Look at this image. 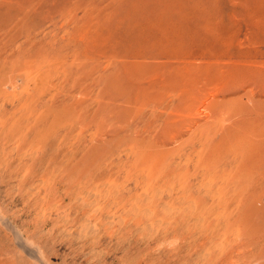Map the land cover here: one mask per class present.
Here are the masks:
<instances>
[{"label": "rangeland", "instance_id": "374dc122", "mask_svg": "<svg viewBox=\"0 0 264 264\" xmlns=\"http://www.w3.org/2000/svg\"><path fill=\"white\" fill-rule=\"evenodd\" d=\"M24 1L34 5L29 39L0 31V264H264V177L232 161L241 125L207 116L222 100L264 104V85L249 77L264 60V0H93L105 45L50 53L47 43L32 66L25 48L54 41L52 22L40 0ZM148 51L159 57H139ZM171 54L192 83L204 82L180 106L184 122L169 106L173 87L149 88L167 76ZM122 58L134 75L149 74L138 86L145 97Z\"/></svg>", "mask_w": 264, "mask_h": 264}, {"label": "bare ground", "instance_id": "6f19581e", "mask_svg": "<svg viewBox=\"0 0 264 264\" xmlns=\"http://www.w3.org/2000/svg\"><path fill=\"white\" fill-rule=\"evenodd\" d=\"M12 0H3V4L6 5V9H5V12L4 11H1L0 12V31L2 32H5L4 34H8L10 32H14L11 37L9 38V40H11V42H13L15 39H16V36H20V34H23L25 36V38L28 40L29 39V36H27L28 33H32L34 31V28H32V24H30L31 20L30 19H33V17H30L29 15L31 14L30 13V10L34 7V5L32 4L30 6V2H25L23 0V2L20 4H18L17 6H12V4H10L9 2H11ZM246 1V0H245ZM241 2V1H239ZM0 3V6H3V4ZM7 3H9L11 6H7ZM12 3V2H11ZM2 4V5H1ZM39 4H43L45 5L49 10H50V20L52 22V24L50 25V27H54L57 29V31L54 33V29L52 28L50 30V27H48V31L47 33H45L46 35H49L50 39H53L54 41L52 42H49V41H42V42H34L32 41V43L30 44V46H28L27 48V51H29V56L28 58L25 57L26 59H24L23 61H26V63H28V65H37V64H40L41 65V61H40V58L43 57L44 55V52L47 51V45H49V47L51 48V52L50 53H54L55 51H57L62 45L63 46H69L70 44H73L76 42V46H78L80 48V51L81 53H84V52H87V50H89L90 46H89V42L91 43L92 47L91 49H94V50H97L99 51L100 48L102 47V45L104 46L105 45V41L107 39V35L110 33H108L107 35L104 36V33L103 31L105 30L104 28V16L102 15V12L104 11L103 9L100 8L99 4L97 2H94L93 0H40ZM241 5V4H240ZM5 8V6H4ZM3 8V9H4ZM78 9H83L84 13H85V17L83 18H80L76 15V10ZM132 9V8H131ZM135 12V11H134ZM146 13V12H145ZM244 13V12H242ZM249 13V12H248ZM260 14V13H259ZM263 14V13H262ZM244 15V14H243ZM4 17V18H3ZM120 17V15H119ZM133 17V16H132ZM140 17V16H139ZM144 17V16H143ZM122 18V17H121ZM127 18V16H126ZM164 18V17H163ZM137 19V17H136ZM245 19V18H244ZM263 19V18H262ZM129 20H131L129 18ZM258 20H256L257 22ZM262 21V20H261ZM259 21V23L261 22ZM264 21V20H263ZM262 21V22H263ZM60 22H62L60 24ZM168 23V21H165ZM108 23V22H106ZM132 23V22H131ZM172 23V22H171ZM253 23V22H252ZM258 23V22H257ZM264 23V22H263ZM261 23V24H263ZM109 24V23H108ZM151 24V23H150ZM256 24V23H254ZM253 24V25H254ZM149 25V24H148ZM172 25V24H171ZM253 25H249L250 27H254ZM257 25V24H256ZM255 25V27H257ZM106 26V25H105ZM161 26V25H160ZM173 26V25H172ZM259 26V24H258ZM128 27V26H127ZM156 27V26H155ZM171 27V26H170ZM261 26H259L260 28ZM112 28V27H111ZM153 28V27H152ZM238 28V27H237ZM259 28H256L259 30ZM107 29V28H106ZM154 29V28H153ZM156 29V28H155ZM250 29V28H249ZM253 29V28H252ZM150 30V29H149ZM167 30V29H166ZM172 30V29H171ZM221 30V29H219ZM255 30V29H254ZM252 30V31H254ZM158 31V30H157ZM161 31V30H160ZM170 31V29H169ZM223 31V30H221ZM130 32V31H129ZM171 32V31H170ZM249 32V31H248ZM251 32V30H250ZM249 32V33H250ZM263 32V31H262ZM49 33V34H48ZM107 33V32H106ZM131 33V32H130ZM165 33V32H163ZM228 33V32H226ZM231 33V32H230ZM233 33V32H232ZM252 33V32H251ZM59 34L60 37L59 38H56L54 39L53 37L55 35ZM149 34V32H148ZM155 34V33H154ZM167 34V32H166ZM171 33H169V36H170ZM223 34V32H222ZM229 34V33H228ZM227 34V35H228ZM247 34V33H246ZM34 35V34H33ZM156 35H158L156 33ZM163 35V34H162ZM168 35V34H167ZM176 35V36H175ZM175 35H172L170 37H174L175 38L173 40H175L176 38H178V35L175 34ZM232 35V34H231ZM249 35V34H248ZM22 36V35H21ZM23 36V37H24ZM109 36V35H108ZM127 36V35H126ZM165 36V35H163ZM162 36V37H163ZM167 36V39L168 37ZM46 37V36H45ZM106 37V38H104ZM143 37V36H142ZM146 37V36H145ZM160 37V36H159ZM169 37V38H170ZM153 38V37H151ZM180 40L182 39L181 36L179 37ZM178 38V40H179ZM226 38V36H225ZM250 38V36H249ZM105 39V40H104ZM165 39V38H164ZM166 39V40H167ZM171 39V38H170ZM169 40V42H171V40ZM219 39V38H218ZM49 40V39H48ZM172 40V41H173ZM232 40V39H231ZM235 40V39H234ZM253 40V39H252ZM258 40V39H257ZM79 41V42H77ZM118 41V40H117ZM144 41V40H143ZM182 41V40H181ZM218 41V40H217ZM254 41V40H253ZM264 41V40H263ZM120 42V41H119ZM167 42V41H166ZM183 42V41H182ZM216 42V41H214ZM213 42V43H214ZM222 42V41H221ZM230 43H232V41H228ZM259 42V41H258ZM48 43V44H47ZM107 43V42H106ZM177 43V42H176ZM185 43V42H184ZM229 43V44H230ZM260 43V42H259ZM262 43V41H261ZM25 44V40H22L19 44H17V49L23 47ZM47 44V45H46ZM65 44V45H64ZM136 44V43H135ZM211 44V43H209ZM222 44V43H220ZM228 44V43H227ZM107 45V44H106ZM164 45V44H163ZM167 45H170V44H167ZM223 45V44H222ZM221 45V46H222ZM231 45V44H230ZM150 46V45H149ZM194 46V45H193ZM209 46V45H208ZM178 47V46H177ZM207 46H205V49H206ZM213 47V46H212ZM224 47V46H222ZM16 48V47H15ZM144 48V47H143ZM150 48V47H149ZM183 48V47H182ZM194 48V47H193ZM192 48V49H193ZM208 48V47H207ZM211 46L209 47V51H214L213 49L215 48H212V50H210ZM78 49V48H77ZM142 49V48H140ZM147 49V48H146ZM188 49V48H187ZM190 49V48H189ZM255 49V48H254ZM253 49V50H254ZM185 50V49H184ZM199 50V49H198ZM197 50V51H198ZM207 50V49H206ZM204 50V51H206ZM143 51V49H142ZM183 51V50H182ZM209 51H206V53H208ZM244 51V50H243ZM141 52V51H140ZM203 52V51H202ZM56 53V52H55ZM135 53V52H134ZM193 53V52H192ZM196 53V52H195ZM198 53V52H197ZM204 53V52H203ZM236 53V52H235ZM247 53V52H246ZM245 53V55H247ZM251 53V52H250ZM256 53H259V52H256ZM33 54V55H32ZM138 54V53H137ZM209 54V53H208ZM211 54H214V52H211ZM222 54V53H221ZM240 54V53H239ZM252 54V53H251ZM250 54V55H251ZM203 55H206V54H203ZM215 55V54H214ZM234 55V53H233ZM249 55V54H248ZM253 55V54H252ZM255 55V53H254ZM33 57V59L37 58L34 62L30 59L31 57ZM231 56V55H230ZM35 57V58H34ZM122 57H126V56H122ZM134 57V56H133ZM139 57L141 58H158L159 57V54L158 53H154L152 51H148V52H144L143 54H140ZM183 58L181 56H179L178 54H171L169 55V59L165 62L163 61L162 63L161 62H157V64H163L165 65L164 67H170L169 70H164L163 71V75H167L168 78H164L162 81H160L161 85H157L154 84L152 86V84H150L149 88L151 87L152 89H156V90H159V88H161L162 85L166 84L167 85H170L171 87H173V91L171 93H173L174 98H171L170 99V103H169V106L173 107V110L176 112V115L178 114V119L180 118V121L181 122H184V119L182 121L181 117H184V114L182 115L181 113V108H184L182 107L181 105L187 103L188 101H193V100H196L198 98V92H200V88L198 87V85L201 83V85L204 83V82H199V83H192L188 78L187 76H185L186 74L183 73V66L181 65V62L184 63L183 61ZM76 60H74L73 62H75ZM120 64H123V69L126 71V72H130L129 74L131 75L133 73V71H129L127 69V66L132 63L130 61H126L124 58L118 60ZM59 62V61H58ZM172 63V65L170 64ZM177 63V64H175ZM187 63V62H186ZM254 63L255 67L257 68L256 70L253 68L254 67H250L251 70L250 72L252 71V73L249 75L250 77V81H252L251 83H254L257 87V89L259 90L261 88V86L264 85V72L262 71L261 72V65H263L264 67V60H254ZM65 64V63H64ZM100 64V63H99ZM206 64V63H205ZM95 66H98V65H95ZM100 66V65H99ZM113 67V69L115 68V65L113 63H110V65L108 64L107 67ZM161 66V65H159ZM158 66V67H159ZM157 68L155 69H151V70H146V72L149 71V73H151V71H156ZM195 67V65L193 66ZM153 68V67H152ZM205 68V67H204ZM78 70H82V67H80ZM182 71V72H181ZM193 71V70H192ZM231 71V70H230ZM232 72V71H231ZM238 72V71H237ZM241 72V71H240ZM153 73V72H152ZM155 73V72H154ZM242 73V72H241ZM247 73V72H246ZM145 74V73H144ZM144 74L142 73H139V74H135L133 73L132 77L130 76V78H132V85H136L135 81H137V91H139V87L141 83H145L143 80L145 79V76L149 75L148 73H146L145 76H143ZM177 75V78H173L171 79L170 77H174L172 75ZM189 74V73H188ZM138 75V76H137ZM153 74H151L152 76ZM155 76V75H154ZM187 78H185V77ZM83 77V76H82ZM245 75L243 76V78H241V80H244L245 81ZM7 79V78H6ZM79 79V78H77ZM76 79V81H78ZM193 79V78H192ZM195 79V78H194ZM131 80V79H130ZM205 80V79H204ZM227 80V79H226ZM24 81V79H23ZM75 81V80H74ZM113 81V80H112ZM165 81V82H164ZM200 81V80H199ZM209 81V80H207ZM207 81L205 82V84L207 85ZM150 82L148 81V84ZM225 83V82H224ZM165 84V86H167ZM163 87V86H162ZM188 87V88H187ZM126 89V88H125ZM136 89V87H135ZM167 90V88H166ZM110 91V90H109ZM136 91V92H137ZM140 92V91H139ZM165 92V91H163ZM203 92V91H202ZM258 92V91H257ZM141 95H143L145 97L144 94H142V92H140ZM152 93V92H151ZM171 94L169 93L168 91L164 94V96L168 95V94ZM255 93V92H254ZM138 94V93H137ZM154 94V92H153ZM202 94V93H201ZM125 95V94H123ZM147 95V94H146ZM158 96V94H156ZM138 96V95H137ZM156 96V97H157ZM161 96V93L160 95L158 96L160 98ZM201 96V95H200ZM251 97L253 96V93H251L250 95ZM122 97V95H121ZM155 96H151V94H148L146 98H152ZM162 97H163V94H162ZM161 97V98H162ZM158 98V99H159ZM160 98V100H162ZM134 99V98H133ZM136 100L137 97L135 98ZM155 100L157 101V99L155 98ZM177 101V103H173L174 101ZM155 101V102H156ZM169 101V100H168ZM168 101L165 103H168ZM230 101V100H229ZM134 102V101H133ZM150 102V101H149ZM185 102V103H184ZM239 102V100H238ZM258 103L254 104L255 106L254 107H251L249 108L248 107V104L247 106H245L246 104L245 103H242L241 105L242 106H239L240 103H237V108L236 106L231 107V104H229L230 102L222 100L220 101L218 104H222V106L218 109V114L215 115L214 114V108H211L208 110L209 111V114L207 116H210V117H218L217 118V122L218 121H223L224 119H229L230 120V123L232 124L230 126V128H234V125H241L239 126L238 128L241 129V134H236V137L235 138H232V142H234V145L231 146L232 148V156L231 157H235V159H232V161L234 160L237 161V162H246V161H249L250 165L254 166L255 168H257V172L255 173L257 176H260L259 178L260 179H263L264 177V172L262 173V171L264 170V127L262 125H264V104H260L259 102L261 101H257ZM164 103V104H165ZM152 104V103H151ZM154 104V103H153ZM158 104V103H157ZM163 104V103H162ZM163 104V106H164ZM172 104V105H171ZM245 104V105H244ZM251 104V105H253ZM191 105V104H190ZM156 106V104H155ZM168 106V105H167ZM168 106V107H169ZM181 106V108H180ZM170 107V108H171ZM256 107V108H255ZM162 108V107H160ZM159 108V109H160ZM165 109V108H162V110ZM172 109V108H171ZM187 110V108H185ZM185 110V112H186ZM191 110V108H190ZM155 112L157 111L154 110ZM164 111L166 110H163L162 113H164ZM154 112V113H155ZM167 112V111H166ZM161 113V112H160ZM161 113V114H162ZM158 114V113H157ZM188 114H191L190 112H188ZM188 114H185L187 115L186 117H188ZM251 114H254V117H251ZM164 115V114H163ZM163 115H157V120L159 119H162L164 116ZM161 116H163L161 118ZM155 117V115H154ZM172 117V116H171ZM171 117H169V119H171ZM166 119V118H165ZM163 119L162 121L165 122V124L167 123V120ZM220 119V120H219ZM196 121V120H195ZM258 121V122H257ZM179 122V123H181ZM175 123V122H174ZM177 123V122H176ZM175 123V127L177 126ZM207 123V122H206ZM205 123V124H206ZM173 123H171L172 125ZM178 124V123H177ZM234 124V125H233ZM181 125V124H180ZM212 126V125H211ZM172 127V126H171ZM237 127V126H236ZM170 128V126H169ZM228 128V127H227ZM169 131V130H168ZM230 133H231V129H229ZM179 133V132H178ZM240 133V132H239ZM175 134V133H174ZM177 135V134H176ZM176 135H173L174 137ZM171 136V135H170ZM142 139V138H141ZM175 139V138H174ZM154 146V145H153ZM200 152H198L197 155H199ZM249 176H251L250 173H248ZM257 178V179H259ZM256 179V178H255ZM256 179V181H257ZM262 193H264V189L261 188V191ZM170 207V206H169ZM192 208V207H191ZM194 208V207H193ZM182 215V214H181ZM186 215V214H185ZM225 217V216H224ZM178 231V230H177ZM183 231V230H182ZM193 231V230H192ZM92 233V232H91ZM186 234V233H185ZM210 240V239H209ZM78 243V242H77ZM232 255V254H231ZM210 258V257H208ZM211 259V258H210ZM234 260V259H233ZM231 262V261H230Z\"/></svg>", "mask_w": 264, "mask_h": 264}]
</instances>
